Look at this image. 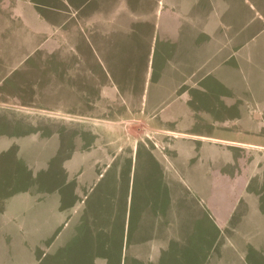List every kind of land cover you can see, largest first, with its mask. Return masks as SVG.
Returning a JSON list of instances; mask_svg holds the SVG:
<instances>
[{
	"label": "crops",
	"instance_id": "obj_1",
	"mask_svg": "<svg viewBox=\"0 0 264 264\" xmlns=\"http://www.w3.org/2000/svg\"><path fill=\"white\" fill-rule=\"evenodd\" d=\"M88 1L0 0V113H11V109L18 107L41 111L42 97L47 96L42 89L44 77L49 73L46 78H53L55 73L53 67V72H49L48 65L60 64V88L64 82L61 66L67 65L69 70L72 66L74 89L80 91L82 62L88 66L85 74L91 86L99 89L95 97L99 96L104 106L118 110L116 102L110 99L114 86L102 83L114 76L108 66L114 68L130 61L145 64L155 46L153 65L161 69L157 70L154 91L168 96L162 101L164 106L170 100L169 108L164 110L163 106L161 110L163 120L191 121L192 112L187 110L191 102L189 90L201 83L207 96L226 99L224 106L219 105L223 108L217 110L216 116L209 117L208 126L232 121L233 127L244 132L248 139L152 128L158 135V144L160 133L173 135L167 148L170 155L163 159L175 162V183H179L178 174L187 178L189 184L182 186L189 194L184 196L181 185L172 186V196L179 200H175L167 219L159 218L153 238L147 236L145 224H141L129 263L127 220L124 230L117 218L108 216L79 222L88 226L85 233L80 229V252L72 240L79 235L76 226L66 235V222L60 229V264H264V60L258 59V52L264 51V42L257 43L255 21L259 6L262 12L259 30L264 39V0H155V10L149 8V0H133L131 5L127 0L125 10L113 8L112 0H101L85 9ZM251 12L254 17L248 19ZM133 17L137 27L135 43L128 34ZM66 49L72 50L71 55L63 51ZM98 66L102 73L98 72ZM114 91L116 98L119 97V91ZM15 97L19 98L18 102ZM174 99L176 102L171 105ZM177 105L186 112L178 111ZM122 108L129 113L142 111L130 100ZM134 119L126 129L137 130L140 134L137 136H144L143 130H151L141 119ZM121 121L124 120L103 122L121 129ZM254 135L257 138L251 137ZM6 138L0 136V143L4 142L0 159L18 145L14 137ZM178 141L188 143L178 144ZM197 142L201 143L200 147L195 146ZM182 146L190 148L186 157L179 153ZM156 162L159 163L158 159ZM215 177L219 181L214 184ZM2 181L0 176V186H4L0 188L12 184ZM43 191L42 186L37 190ZM32 192L31 186L13 191L5 198L3 207L0 206V264H16L17 253L25 264H32L31 228L21 229L18 247L15 212L18 193ZM198 196L205 208L199 207L198 202L185 200ZM210 222L214 225L211 242L217 235L213 242L215 254L209 250ZM93 224L103 228L93 229ZM100 230L105 235L93 234ZM122 234L123 248L119 250ZM29 236L30 252L26 250Z\"/></svg>",
	"mask_w": 264,
	"mask_h": 264
},
{
	"label": "rangeland",
	"instance_id": "obj_2",
	"mask_svg": "<svg viewBox=\"0 0 264 264\" xmlns=\"http://www.w3.org/2000/svg\"><path fill=\"white\" fill-rule=\"evenodd\" d=\"M91 1L86 2L85 9L101 2V0H93L92 3ZM112 1L113 8L124 9L128 4L127 0ZM132 2L133 0H129V5ZM88 3L91 5L88 6ZM149 5L152 10L157 7L155 0H149ZM261 14L257 6L255 17L258 25L257 43L264 42L263 32L259 30ZM253 17L254 13L251 12L248 19ZM130 20L132 26L128 32L129 39L135 43L137 42L136 18L133 17ZM241 20L242 26L243 16ZM154 49L155 46L152 59L149 57L145 64L130 61L126 64L114 65V68L111 65L108 66L112 68L114 76L111 81L105 80L102 83L112 85L114 90L119 91V97L116 98V92L113 90L110 98L116 102L118 110L104 106L102 99L99 96L95 97L99 89L91 86L88 74H85L88 66H84L82 62L79 68L82 74L80 91L74 89L71 79L72 66L70 70L67 65L61 66L64 82L60 88V64L48 65L49 72H53V68L56 70L54 69L53 78H46L49 73L44 77L42 89L47 96L42 97V110L32 112L18 107V109H11L13 110L11 113H0V136L5 139L9 136L14 137L18 143L16 149H11L0 159V176L4 180L2 183H12L9 188H0V206L3 207L5 198L13 191L18 192L30 186L33 188L32 193L21 195L18 193V197H15L17 245L19 247L21 242V229L24 226L31 228L32 264H60V229H63L66 222H68L66 235L70 233L73 226H76V234L79 233V235H75L72 240L77 244V252H80L82 240L80 229L82 232L83 228L85 233V228L88 226L80 225L79 222L89 218L108 216L117 218L120 228L124 230L123 225L127 220L128 263L131 262L132 244L136 240L137 231L142 223L145 224L147 236L154 237L159 218L167 219L175 200H179L172 196V186L189 184L187 178L181 174H178L180 177L177 182L179 183H175L173 171L175 162L163 159L165 155H170L167 153V148L174 139L173 135L160 133L161 139L158 144L156 142L158 135L154 134V129L165 127L167 130L185 131L194 135H216L234 140L248 139L244 132L233 127L232 121L228 123L223 121L219 124L210 122L212 126H208L209 117L216 116L217 110L223 108L221 106L225 105L226 99L207 96L201 83L197 88L189 90L188 97L191 102L187 110L192 112V120L189 122L188 119L184 122L164 121V116L161 114L164 106L162 101L168 96H160L161 94L154 91L157 70L160 67L153 65ZM63 51L69 52L70 55L72 53L71 49ZM262 53L258 52V59L264 60ZM97 70L102 73L100 66ZM258 90L260 91L261 88ZM127 92L140 95L131 97L127 96ZM52 94L56 95L52 96ZM18 99L16 98V101ZM127 100L142 111L127 112L125 108H122L127 104ZM175 102L174 99L171 105ZM161 103L162 106H160ZM169 103L170 100L167 99L164 110L169 108ZM156 107L159 108L154 111ZM177 109L186 112L183 106L177 105ZM134 117L151 127V130H143L146 132L144 136L143 134L137 136L140 134L135 129H126L130 122L135 120ZM182 117L185 118L183 114ZM151 118L153 119L150 120ZM120 119L124 120L119 122L122 125L121 129L103 122L105 120L116 122ZM262 133L264 134V129ZM251 137L257 138L256 135ZM177 143L183 144L188 141ZM3 144L4 142L1 141L0 147ZM195 146L200 147L201 143L197 142ZM165 150L166 154H164ZM189 151V147L182 146L179 153L182 157H186L190 154ZM203 151L210 154L208 150ZM157 159L160 164L156 162ZM195 163L197 161H194ZM214 181L215 184L219 179L215 177ZM41 186L44 191L37 192ZM218 189L216 186L217 194ZM183 192L184 196L189 194L185 188ZM185 200L198 202L199 207L206 206L200 202V196L185 197ZM202 200L204 202V199ZM212 226L214 227L210 222L209 250L215 251V254L217 249L213 248L215 245L213 242L217 235L211 242L214 231ZM92 227L96 230L103 228L94 224ZM95 233L105 235L104 230L93 234ZM83 235L85 238V234ZM120 237L119 250L123 248L124 234ZM73 242L71 241L70 244ZM26 250L28 252L31 250L30 236L26 240ZM17 254L16 264H25L19 253ZM123 260L126 261V255Z\"/></svg>",
	"mask_w": 264,
	"mask_h": 264
}]
</instances>
